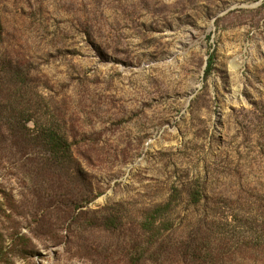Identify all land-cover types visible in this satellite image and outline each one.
Here are the masks:
<instances>
[{
	"label": "rangeland",
	"instance_id": "rangeland-1",
	"mask_svg": "<svg viewBox=\"0 0 264 264\" xmlns=\"http://www.w3.org/2000/svg\"><path fill=\"white\" fill-rule=\"evenodd\" d=\"M17 68L4 113L78 143L49 163L0 124V264H264V0H0Z\"/></svg>",
	"mask_w": 264,
	"mask_h": 264
},
{
	"label": "trees",
	"instance_id": "trees-1",
	"mask_svg": "<svg viewBox=\"0 0 264 264\" xmlns=\"http://www.w3.org/2000/svg\"><path fill=\"white\" fill-rule=\"evenodd\" d=\"M213 69L214 59L211 58L209 59L206 68V76H209ZM6 78H10V81H8L9 84L6 85L5 91L12 92L13 90H16L22 83H27L28 73L21 70L20 68H17L14 71L12 69L1 71L0 69V80L5 82ZM3 107L4 105L0 103L1 128L3 130L6 128L7 131H10V137H12V139L18 140L19 144L21 145L20 152H26L27 150L31 151L33 147L34 149L41 147L45 154H47L46 159L49 163L53 162V160H60L64 162H70L73 160L74 146L78 143V141H70L60 132L54 129L39 127L38 125H35L33 129H30L26 124H20L19 117L21 112L19 113L18 109L15 111L16 108H14L13 114L12 112L5 114V109ZM202 199L203 195L201 193L195 192L191 195V200L193 203H199ZM178 201L179 195L173 193L167 202L157 205L146 213L142 222V229L147 236V243L157 242L159 238L163 236V232L171 228L170 221L167 219V216L173 211ZM118 222V219L113 217L108 218L104 224L116 226ZM0 241H2L1 231ZM13 241L15 242L14 245H17V247L19 246L20 248L17 252H22L23 250L26 252L25 250L28 246L29 238H27L25 235H18L13 236ZM145 244L146 243L139 241L137 243L138 250H140L142 245L145 246ZM180 249L184 258H189L190 256L197 254V250L189 243H186V245L180 247ZM145 253L146 252L144 251L142 254ZM8 256L9 253L7 250H4L3 247H0V258L6 260Z\"/></svg>",
	"mask_w": 264,
	"mask_h": 264
}]
</instances>
